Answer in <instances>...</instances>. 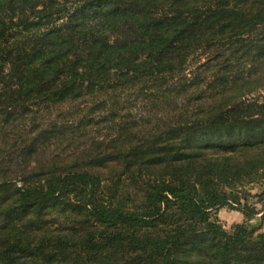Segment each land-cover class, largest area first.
Instances as JSON below:
<instances>
[{
	"label": "trees",
	"instance_id": "trees-1",
	"mask_svg": "<svg viewBox=\"0 0 264 264\" xmlns=\"http://www.w3.org/2000/svg\"><path fill=\"white\" fill-rule=\"evenodd\" d=\"M262 87L264 0H0V264H264Z\"/></svg>",
	"mask_w": 264,
	"mask_h": 264
},
{
	"label": "rangeland",
	"instance_id": "rangeland-1",
	"mask_svg": "<svg viewBox=\"0 0 264 264\" xmlns=\"http://www.w3.org/2000/svg\"><path fill=\"white\" fill-rule=\"evenodd\" d=\"M260 94H264V87L260 89ZM122 105L128 110L140 113H147L151 110V105L148 99L139 93V91H127L122 95ZM105 125V124H104ZM103 124L100 127L104 126ZM241 197L245 196L243 201V207L246 210H256L258 214L253 217L250 224L257 226L259 218L264 210V180L256 184H248L240 188ZM216 218L222 224V226L231 230L237 224L244 222L247 219V215L237 209L230 207H223L216 211ZM260 231L264 232V226L261 227Z\"/></svg>",
	"mask_w": 264,
	"mask_h": 264
}]
</instances>
